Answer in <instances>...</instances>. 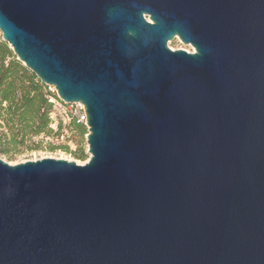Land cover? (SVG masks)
I'll return each instance as SVG.
<instances>
[{
  "label": "water",
  "instance_id": "obj_1",
  "mask_svg": "<svg viewBox=\"0 0 264 264\" xmlns=\"http://www.w3.org/2000/svg\"><path fill=\"white\" fill-rule=\"evenodd\" d=\"M0 32L91 154L0 157V264H264V0H0Z\"/></svg>",
  "mask_w": 264,
  "mask_h": 264
},
{
  "label": "trees",
  "instance_id": "obj_2",
  "mask_svg": "<svg viewBox=\"0 0 264 264\" xmlns=\"http://www.w3.org/2000/svg\"><path fill=\"white\" fill-rule=\"evenodd\" d=\"M51 94L46 91V84L17 59L0 36V120L5 121L11 132V144L22 143L28 136L52 133ZM70 125L80 135L86 133L85 123L78 121L75 115ZM58 147L69 150L68 145ZM80 151L83 156V148Z\"/></svg>",
  "mask_w": 264,
  "mask_h": 264
},
{
  "label": "rangeland",
  "instance_id": "obj_3",
  "mask_svg": "<svg viewBox=\"0 0 264 264\" xmlns=\"http://www.w3.org/2000/svg\"><path fill=\"white\" fill-rule=\"evenodd\" d=\"M0 36L2 37L1 32ZM168 45L173 50L179 48H184L191 52L195 50L191 44H185L179 36H176L173 40H169ZM46 91L52 93L47 84ZM72 115H74V106L72 104L65 102L62 105L52 104L50 112V128L52 129V133L28 136L24 142L17 145L10 143L11 132L5 121L0 120V157L10 164L34 161L47 157L75 160L79 164L86 163L91 156L87 140L89 127L85 124L86 133L80 135L70 125ZM60 145H68L69 150L58 147ZM81 148H83V156L80 151Z\"/></svg>",
  "mask_w": 264,
  "mask_h": 264
},
{
  "label": "built area",
  "instance_id": "obj_4",
  "mask_svg": "<svg viewBox=\"0 0 264 264\" xmlns=\"http://www.w3.org/2000/svg\"><path fill=\"white\" fill-rule=\"evenodd\" d=\"M187 51L191 52L190 50ZM49 87L52 90L49 100L54 105H62L63 101L59 98L56 88L51 85H49ZM72 106H74V115L78 118V121L87 124V113L84 104L76 102L73 103Z\"/></svg>",
  "mask_w": 264,
  "mask_h": 264
},
{
  "label": "bare ground",
  "instance_id": "obj_5",
  "mask_svg": "<svg viewBox=\"0 0 264 264\" xmlns=\"http://www.w3.org/2000/svg\"><path fill=\"white\" fill-rule=\"evenodd\" d=\"M178 36V35H177ZM194 52V51H193Z\"/></svg>",
  "mask_w": 264,
  "mask_h": 264
}]
</instances>
